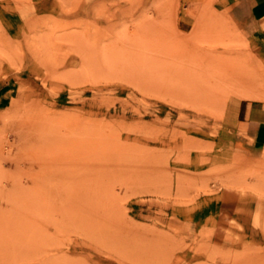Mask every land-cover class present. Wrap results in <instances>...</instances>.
Here are the masks:
<instances>
[{
	"label": "rangeland",
	"instance_id": "obj_1",
	"mask_svg": "<svg viewBox=\"0 0 264 264\" xmlns=\"http://www.w3.org/2000/svg\"><path fill=\"white\" fill-rule=\"evenodd\" d=\"M180 8L0 0V264H264L261 42Z\"/></svg>",
	"mask_w": 264,
	"mask_h": 264
},
{
	"label": "crops",
	"instance_id": "obj_2",
	"mask_svg": "<svg viewBox=\"0 0 264 264\" xmlns=\"http://www.w3.org/2000/svg\"><path fill=\"white\" fill-rule=\"evenodd\" d=\"M179 2L180 24L187 25L191 20V16L185 12L187 8L206 2L214 9L226 12L250 36L257 38L261 42L260 52L264 56V0H179ZM245 112L246 116L250 114L247 110Z\"/></svg>",
	"mask_w": 264,
	"mask_h": 264
},
{
	"label": "bare ground",
	"instance_id": "obj_3",
	"mask_svg": "<svg viewBox=\"0 0 264 264\" xmlns=\"http://www.w3.org/2000/svg\"><path fill=\"white\" fill-rule=\"evenodd\" d=\"M240 65H241V64H240ZM234 80H236V79L234 78ZM237 80H238V79H237ZM227 83H229L228 85L232 87V85H231L232 83L230 84V82H229V81H228ZM225 85H226V84H225ZM234 85H236V84H234ZM240 85H241V84H240ZM237 87H238V85H237ZM237 87H236V88H237ZM239 88H242V87H241V86H239Z\"/></svg>",
	"mask_w": 264,
	"mask_h": 264
}]
</instances>
